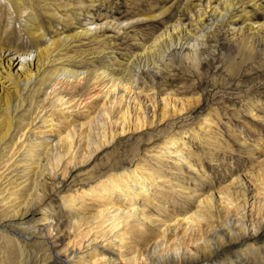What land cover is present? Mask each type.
I'll return each instance as SVG.
<instances>
[{
    "label": "bare ground",
    "instance_id": "6f19581e",
    "mask_svg": "<svg viewBox=\"0 0 264 264\" xmlns=\"http://www.w3.org/2000/svg\"><path fill=\"white\" fill-rule=\"evenodd\" d=\"M14 2L15 9L24 13V24L40 33L42 26L33 9L21 7L19 0ZM230 8L225 3L219 19L225 18ZM202 19L198 18L192 32L180 23L165 28L150 45L126 56L124 63L114 66L115 69L110 62L101 68L94 64L88 67L90 70L83 69L84 64L78 62L72 68L66 59L54 65L56 59L52 55L59 54L68 40L86 35L97 38L89 28L51 39L43 47L33 38L37 46L36 69L48 66L51 70L36 87H30L33 77H24L17 92L0 103V168L4 169L0 172V186L16 180L19 162L15 158L24 157L18 154L23 148L20 139H27L29 126L41 120L44 131L57 128V116L62 111L46 114L44 99L39 98L42 93L45 99L54 97V106L65 105L66 111L79 106L85 98L91 100L96 96V99H92L95 102L91 114H85L79 121L66 119L65 130L56 132V142L49 147L38 145L39 151L31 154L33 167L29 187L24 190L33 192L26 191L23 200L38 196L35 179L38 186L44 184L41 178L45 177L52 180V187L63 186L76 163L114 143L117 137L201 108L200 98L178 97L171 90L154 86L150 78L152 73L165 69L162 63L171 48L177 55L189 40H193V47L198 45L199 32L208 26ZM35 29L27 30L28 34L38 35ZM2 50L0 55L6 57V65H22L16 58L29 54V50L16 47ZM145 72L151 73L148 81L143 79ZM253 108L249 104L245 110L250 117H257ZM51 115L54 118H48ZM211 127L212 118L205 113L198 130L190 129L187 134L183 128H170L143 157L120 163L92 178L72 181L58 196L67 211L65 218L59 224L55 222V227L49 224L56 230L55 236L61 235L60 243L52 250L45 248L40 264L51 263L55 258L63 264H122V261L123 264H216L225 246L232 247L237 254L259 252L264 247V176L257 174L253 179L250 174L234 171L217 184L211 181L205 165L186 141L188 136L202 142L209 139ZM45 193L42 191L41 196ZM5 216L1 214L0 219ZM42 218L48 219L47 215ZM18 234L26 242V238L36 240L39 232L34 226L21 228ZM8 246V253L13 256L8 254L3 264H29L25 257L31 250L22 245L15 251ZM12 257L19 260L13 261ZM222 260L224 263L225 258Z\"/></svg>",
    "mask_w": 264,
    "mask_h": 264
},
{
    "label": "rangeland",
    "instance_id": "374dc122",
    "mask_svg": "<svg viewBox=\"0 0 264 264\" xmlns=\"http://www.w3.org/2000/svg\"><path fill=\"white\" fill-rule=\"evenodd\" d=\"M19 1L21 7L26 5L33 9L40 20V33L43 35L39 37L40 33L35 27L24 24V13L21 14L15 9L14 0H0V48L29 50L28 55L16 58L22 65H6V57L0 55V103L17 92L24 77H33L35 80L30 87H36L51 70L48 66L36 69L37 46L33 38L43 47L51 39L71 34L81 28H89L98 35L97 38L86 35L68 40L59 54L52 55L51 58L56 59L54 65L66 59L72 68L78 62L84 64L83 69L92 68L94 64L100 68L105 67L106 62H110V67L115 69L124 63L126 56L140 52L150 45L153 38L165 28L180 23L179 25L192 32L201 17L208 26L198 31L201 36L198 37L197 46L193 47V40H189L177 55L173 54V48L168 51L162 63L166 70L152 73V77L150 72L143 73V79L148 81L151 77L154 86L171 90L178 97L200 98L198 105L201 108L117 137L114 143L91 153L87 160L76 163L63 186L52 187V180L47 177H40L45 181L38 186V179H35L39 198L26 197L23 200L27 191L24 189L29 187V176L33 167L34 158L31 154L39 151L38 145H53L58 138L56 132L62 133L65 130L66 119L79 121L85 114H91L95 102L92 99H96V96L91 100L85 98L79 106L66 111L63 104L54 106V97L45 99L44 93L40 95L39 98L44 99L46 114L52 112L56 115L59 111L62 112L61 116H57L59 122L53 131H44L41 120L29 126L27 139H20L23 148H20L18 154H24V157L15 158L19 162L16 180L0 186H4L3 190L7 189L5 192L0 189V215L6 214L0 219V264H3L8 254L9 257L10 254L13 256L8 253L7 245L12 246L11 249L15 251L22 245L25 250H31L32 253L27 252L25 257L29 264H40L47 246L51 250L57 247L61 235L55 236L56 230L49 224L54 226L55 222L59 224L65 218L67 211L60 204L58 196L66 191L72 181L92 178L111 167L143 157L147 149L149 151L156 145L157 138L170 128H183L187 134L192 129L198 130V123L205 113H209L212 118L209 139L202 142L188 136L186 141L205 165L211 181L217 184L234 171L250 174L253 179L257 174L264 176V0ZM225 3L231 5V10L221 20L219 15L224 11ZM33 28L38 35L28 34L27 30ZM185 54L189 59L185 58ZM58 88L59 84H56L54 89ZM249 104L254 105L253 110L257 117H250L246 112ZM25 112L26 110L22 113ZM65 114L68 115L66 118ZM54 115L48 118H54ZM31 133L34 134L30 135ZM3 170L0 168V172ZM184 172L188 176L187 169ZM42 191L46 192L44 196H41ZM32 192L33 189L27 191ZM44 215L48 219L44 220ZM34 226L39 232L37 239L26 238L25 242L18 234L19 229ZM223 258L225 262L221 263ZM13 259L19 260V257H12ZM215 262L264 264V247H260L259 252L254 254L243 255L237 254L232 247L225 246L224 252L218 254ZM47 264L63 263L55 258Z\"/></svg>",
    "mask_w": 264,
    "mask_h": 264
}]
</instances>
